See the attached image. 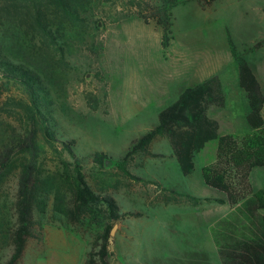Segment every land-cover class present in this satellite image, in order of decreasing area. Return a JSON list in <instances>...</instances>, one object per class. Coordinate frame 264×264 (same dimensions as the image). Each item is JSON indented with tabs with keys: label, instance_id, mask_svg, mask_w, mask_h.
<instances>
[{
	"label": "rangeland",
	"instance_id": "obj_1",
	"mask_svg": "<svg viewBox=\"0 0 264 264\" xmlns=\"http://www.w3.org/2000/svg\"><path fill=\"white\" fill-rule=\"evenodd\" d=\"M158 3L72 0L77 19L51 8L55 46L32 34L25 15L11 9L8 16L0 3V51L39 78L40 115L52 136L45 138L39 112L31 110L20 80L0 72V152L9 146L17 150L11 172L0 183V264L12 253L20 167L32 162L39 195L32 236L18 264H84L93 250L107 223L102 209L78 220L69 217L64 169L77 165L87 184L120 208L121 218L110 232L111 264H219L208 221L227 204L192 205L183 199L224 198L205 186L201 175L215 160L217 142L195 156L194 171L187 176L166 136L157 137L146 152L126 153L157 125L161 110L211 76L220 79L225 95L224 108L208 110L219 123V136L241 138L251 132L235 55L250 65L264 94V0L176 6L174 40L166 50L160 31L137 15ZM64 142H73L75 158ZM99 153L106 156L101 164L94 162ZM250 180L254 191L262 189L264 168L254 169Z\"/></svg>",
	"mask_w": 264,
	"mask_h": 264
},
{
	"label": "trees",
	"instance_id": "obj_2",
	"mask_svg": "<svg viewBox=\"0 0 264 264\" xmlns=\"http://www.w3.org/2000/svg\"><path fill=\"white\" fill-rule=\"evenodd\" d=\"M71 1L0 0V3L4 2L3 10L8 16L12 15L11 9L20 17L25 15L28 18L27 28L32 34L55 46L58 31L50 19L49 9L62 12L68 19H77V9L70 4ZM188 2L208 8L215 0H159L155 6L138 12L143 23L152 24L160 31V44L164 50L174 40L172 10ZM235 60L238 64L239 85L246 94L250 110L246 118L251 129L249 134L241 138L230 134L219 136V123L208 116V110L211 107L224 108L225 95L220 79L211 76L182 91L175 102L161 110L157 125L134 140L126 156L146 152L157 137L166 136L182 174L187 176L194 171L195 156L209 142L216 141L215 160L202 168L201 175L204 185L224 198L185 195L183 199L192 205L214 202L229 206L230 212L210 228L221 264H264V187L254 191L250 180L254 169L264 168V94L245 59L235 55ZM15 64L0 51V72L8 79L20 80L30 99L31 110L39 112L38 118L43 124L45 138L50 139L52 136L40 115L42 87L39 78ZM72 145L73 142H64V149L75 158ZM15 150L9 146L0 152V183L11 172V157ZM105 159L106 156L100 153L94 156L97 164ZM20 168L14 203L16 218L9 236L12 253L6 264H18L23 256L27 238L32 236L33 208L39 195L37 178H34V172L37 171L34 162L22 164ZM64 173V185L72 204L68 210L69 217L78 220L81 215L95 214V210L102 209L100 213L107 223L84 264H111L110 232L112 225L121 218L117 202L107 194H97L87 184L78 165L72 171L65 167Z\"/></svg>",
	"mask_w": 264,
	"mask_h": 264
},
{
	"label": "crops",
	"instance_id": "obj_3",
	"mask_svg": "<svg viewBox=\"0 0 264 264\" xmlns=\"http://www.w3.org/2000/svg\"><path fill=\"white\" fill-rule=\"evenodd\" d=\"M220 198H221V197H220ZM224 205H225V204H224ZM224 205H219V206H224ZM221 209L223 210L222 213H220V214L217 215L215 218H212V219H210V220L208 221V224H209V227H210V228H211V226H212L216 221H218L220 218L226 216V215L230 212V209H229V206H228V205H227V208L225 207V208H221ZM207 215H208V214H206V216H207ZM207 219H208V216H207ZM208 238H209V240H210L212 246L214 247V251H215L216 254H217V249H216V247H215V245H214V243H213V241H212V238H211V234H210V233H209V235H208ZM217 259H218V261H219V264H221L218 254H217Z\"/></svg>",
	"mask_w": 264,
	"mask_h": 264
},
{
	"label": "water",
	"instance_id": "obj_4",
	"mask_svg": "<svg viewBox=\"0 0 264 264\" xmlns=\"http://www.w3.org/2000/svg\"><path fill=\"white\" fill-rule=\"evenodd\" d=\"M113 231V230H112ZM111 234H112V232H111Z\"/></svg>",
	"mask_w": 264,
	"mask_h": 264
}]
</instances>
